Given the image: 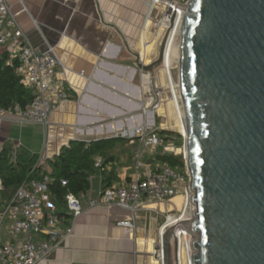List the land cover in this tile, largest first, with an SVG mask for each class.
Masks as SVG:
<instances>
[{"label": "water", "instance_id": "obj_1", "mask_svg": "<svg viewBox=\"0 0 264 264\" xmlns=\"http://www.w3.org/2000/svg\"><path fill=\"white\" fill-rule=\"evenodd\" d=\"M180 61L194 264H264V0H188ZM0 151V170H1ZM177 241L175 238V249Z\"/></svg>", "mask_w": 264, "mask_h": 264}, {"label": "crops", "instance_id": "obj_2", "mask_svg": "<svg viewBox=\"0 0 264 264\" xmlns=\"http://www.w3.org/2000/svg\"><path fill=\"white\" fill-rule=\"evenodd\" d=\"M9 2L33 46L56 47L65 67L56 68L54 79L70 97L54 103L48 126L26 122L17 108L5 110L0 116V151L7 145L24 146L49 159L74 140L89 142L146 121L140 112L143 90L138 66L140 31L148 11L145 0ZM18 43L10 41L0 49L13 58ZM130 145L135 150L136 145ZM97 171V185L91 188L95 196L104 187L102 171ZM134 171V165L119 166L120 182L113 185L124 183ZM180 195L169 202L144 200L136 229L117 224L116 208L86 212L77 220L74 235L39 264H160L159 231L172 210L181 208ZM176 198H181L180 205ZM58 207L65 209L64 204ZM161 213L166 215L163 223ZM1 238L13 239L10 222Z\"/></svg>", "mask_w": 264, "mask_h": 264}, {"label": "built area", "instance_id": "obj_3", "mask_svg": "<svg viewBox=\"0 0 264 264\" xmlns=\"http://www.w3.org/2000/svg\"><path fill=\"white\" fill-rule=\"evenodd\" d=\"M145 1L148 11L140 31L138 66L143 90L140 112L146 121L114 134L128 138L130 143L136 145L134 173L124 183L101 188L97 196L91 189L78 195L69 193L64 211L59 209V203L49 197L48 184L52 180L49 176L33 181L29 186L22 185L8 200L4 198L5 187L0 180V264H39L48 261L54 250L74 235L77 220L96 208L120 210L117 224L136 229L144 200L169 202L180 193L183 203L179 212L167 216L159 231L158 260L164 264L162 235L171 226L192 218L180 61L172 58L176 45H181L182 18L186 12L183 5L188 0ZM10 41L19 42L14 56L19 62L18 73L34 94L25 109L17 110L26 122L48 126L54 103L70 97L54 79L56 68L65 66L55 46L48 45L46 49H41L31 44L20 28L12 4L9 0H0V46ZM80 74L85 76L84 71ZM167 100L172 104L175 115L177 112L176 118L182 126V130H176L183 141L179 153H175V147L160 134L165 128L159 122L158 115H161ZM4 111L0 108V116ZM152 146H162L163 153L181 154L185 169L180 171L169 165L149 164L145 152ZM46 159L40 155L39 164L45 163ZM100 165L101 160L98 159L96 166ZM62 184L66 185L67 181L62 180ZM8 222L13 239L3 240L1 234ZM191 240L192 236L186 229H176L172 240L174 264H194Z\"/></svg>", "mask_w": 264, "mask_h": 264}, {"label": "trees", "instance_id": "obj_4", "mask_svg": "<svg viewBox=\"0 0 264 264\" xmlns=\"http://www.w3.org/2000/svg\"><path fill=\"white\" fill-rule=\"evenodd\" d=\"M19 62L11 58L7 50L0 49V108L3 110L25 109L32 101L34 94L27 87L18 73ZM166 141H177L183 144L176 131L161 130ZM130 145V139L121 136H106L89 142L74 140L64 146L60 153L45 163L39 164L40 155L24 146L13 148L5 146L1 150L0 180L4 184V198L8 200L22 185L33 181L44 180L49 176V197L52 201L65 204L69 193L76 195L92 188L91 174L98 169L102 171L104 187L120 182L117 173L119 166L135 165L134 153L126 154L122 148ZM101 160L100 167L96 166ZM151 165L157 163L169 165L177 170H184L185 161L181 154L156 152L147 158ZM62 180L67 184L63 185Z\"/></svg>", "mask_w": 264, "mask_h": 264}, {"label": "rangeland", "instance_id": "obj_5", "mask_svg": "<svg viewBox=\"0 0 264 264\" xmlns=\"http://www.w3.org/2000/svg\"><path fill=\"white\" fill-rule=\"evenodd\" d=\"M177 73H178V70H177ZM175 74H176V71H175ZM158 117H159L158 118L159 122L162 123L163 128L171 129V131L178 130L177 118H176V115L174 113L172 104H170V102L168 100L165 102V105L163 107L161 115H158ZM168 143H170L171 145H173L175 147L174 150H177L178 152L180 151V148H181L182 145H179L177 141L176 142L175 141H169ZM134 147H135L134 145H128V146L125 145L122 148V150L126 154H128V153L132 154V152L134 151ZM153 151L162 152L163 151V147L162 146H152V147L149 148V150H146L145 153L148 156V155H151L153 153ZM98 172L99 171H96V172L91 174L92 187L97 185L96 184V179H97L98 174H99ZM178 203L180 205L181 204V200ZM170 205L175 207V203H172ZM179 210H180L179 208L176 209V207H175V209L172 210L171 215H176L179 212ZM165 216H166L165 214L161 213V215L159 217L161 223H163L165 221Z\"/></svg>", "mask_w": 264, "mask_h": 264}, {"label": "bare ground", "instance_id": "obj_6", "mask_svg": "<svg viewBox=\"0 0 264 264\" xmlns=\"http://www.w3.org/2000/svg\"><path fill=\"white\" fill-rule=\"evenodd\" d=\"M176 116H177V112H176ZM177 123H178V129L182 130V126H181V122L179 121V119H177ZM184 127H185V130L187 131V125H186V122L184 124ZM181 196V195H180ZM177 199V198H176ZM174 200V199H173ZM181 200V198H178L177 201L179 202ZM183 200V199H182ZM177 204V202H176ZM157 205V204H155ZM164 210V209H163ZM153 243V242H152Z\"/></svg>", "mask_w": 264, "mask_h": 264}]
</instances>
